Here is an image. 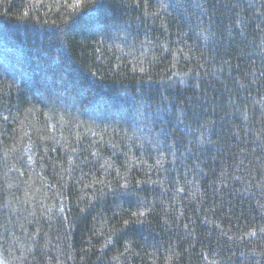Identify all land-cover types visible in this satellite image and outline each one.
I'll return each instance as SVG.
<instances>
[{
	"label": "trees",
	"instance_id": "1",
	"mask_svg": "<svg viewBox=\"0 0 264 264\" xmlns=\"http://www.w3.org/2000/svg\"><path fill=\"white\" fill-rule=\"evenodd\" d=\"M0 264H264V0H0Z\"/></svg>",
	"mask_w": 264,
	"mask_h": 264
}]
</instances>
